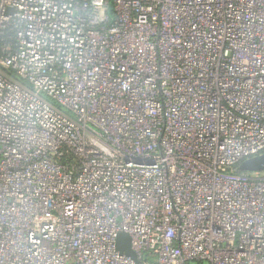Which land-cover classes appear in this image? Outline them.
<instances>
[{
  "label": "built area",
  "instance_id": "built-area-1",
  "mask_svg": "<svg viewBox=\"0 0 264 264\" xmlns=\"http://www.w3.org/2000/svg\"><path fill=\"white\" fill-rule=\"evenodd\" d=\"M262 153L264 0H0V264H264Z\"/></svg>",
  "mask_w": 264,
  "mask_h": 264
},
{
  "label": "water",
  "instance_id": "water-1",
  "mask_svg": "<svg viewBox=\"0 0 264 264\" xmlns=\"http://www.w3.org/2000/svg\"><path fill=\"white\" fill-rule=\"evenodd\" d=\"M238 169L243 172L264 171V153L242 160L238 164ZM116 248L119 252L135 258L133 251L130 249V237L127 233L121 232L117 235Z\"/></svg>",
  "mask_w": 264,
  "mask_h": 264
},
{
  "label": "rangeland",
  "instance_id": "rangeland-1",
  "mask_svg": "<svg viewBox=\"0 0 264 264\" xmlns=\"http://www.w3.org/2000/svg\"><path fill=\"white\" fill-rule=\"evenodd\" d=\"M190 264H198L197 262H191ZM203 264H205V263H203Z\"/></svg>",
  "mask_w": 264,
  "mask_h": 264
}]
</instances>
